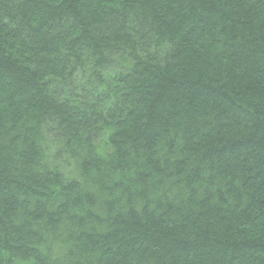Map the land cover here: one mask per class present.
Masks as SVG:
<instances>
[{
	"label": "trees",
	"instance_id": "trees-1",
	"mask_svg": "<svg viewBox=\"0 0 264 264\" xmlns=\"http://www.w3.org/2000/svg\"><path fill=\"white\" fill-rule=\"evenodd\" d=\"M0 264H264V0H0Z\"/></svg>",
	"mask_w": 264,
	"mask_h": 264
}]
</instances>
